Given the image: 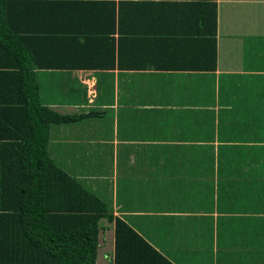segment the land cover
Here are the masks:
<instances>
[{"label":"crops","instance_id":"0c3cea01","mask_svg":"<svg viewBox=\"0 0 264 264\" xmlns=\"http://www.w3.org/2000/svg\"><path fill=\"white\" fill-rule=\"evenodd\" d=\"M48 1L14 12L42 103L101 114L51 126L54 163L173 264H264V0Z\"/></svg>","mask_w":264,"mask_h":264},{"label":"trees","instance_id":"16d2710c","mask_svg":"<svg viewBox=\"0 0 264 264\" xmlns=\"http://www.w3.org/2000/svg\"><path fill=\"white\" fill-rule=\"evenodd\" d=\"M57 6L0 0V264H97L103 219L114 223L113 264H173L48 153L51 126L101 116L62 115L42 103L34 69L50 67L39 51L46 38L17 37L14 12L43 18Z\"/></svg>","mask_w":264,"mask_h":264},{"label":"rangeland","instance_id":"374dc122","mask_svg":"<svg viewBox=\"0 0 264 264\" xmlns=\"http://www.w3.org/2000/svg\"><path fill=\"white\" fill-rule=\"evenodd\" d=\"M100 80H101V78H100ZM101 82H103V81H101ZM41 85L43 88V86L45 84H43V82L41 81ZM76 91L78 93H81V88H79V85H76ZM70 93H71V91L69 89L67 92V95L65 96L63 88H61V89L57 90V93L54 92L52 97L56 99L55 101H59L60 103H63V102L65 103L66 101H69L70 98H72V97H70ZM79 97L80 96H76L75 99H79ZM49 101H50V99H49ZM102 239H104L105 241L101 242L100 248L97 251L98 255H97L96 262H97V264H112V258L111 257L106 258V255H111V253H112V236L109 234H106V236H103Z\"/></svg>","mask_w":264,"mask_h":264}]
</instances>
